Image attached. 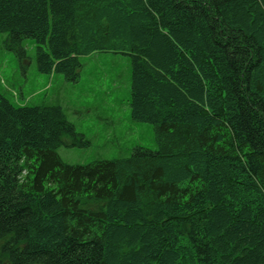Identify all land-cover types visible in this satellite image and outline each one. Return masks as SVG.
Segmentation results:
<instances>
[{"label":"trees","instance_id":"1","mask_svg":"<svg viewBox=\"0 0 264 264\" xmlns=\"http://www.w3.org/2000/svg\"><path fill=\"white\" fill-rule=\"evenodd\" d=\"M0 32L73 83L130 57L158 146L66 163L64 110L0 92V264H264V0H0Z\"/></svg>","mask_w":264,"mask_h":264},{"label":"rangeland","instance_id":"2","mask_svg":"<svg viewBox=\"0 0 264 264\" xmlns=\"http://www.w3.org/2000/svg\"><path fill=\"white\" fill-rule=\"evenodd\" d=\"M7 33L0 32V92L15 105L60 106L86 147L62 146L58 153L69 164L129 157L142 146L157 150L151 124L132 119L130 57L115 53H94L81 57L83 65L77 83L60 74L40 73L36 44L24 41L27 57L8 49Z\"/></svg>","mask_w":264,"mask_h":264}]
</instances>
